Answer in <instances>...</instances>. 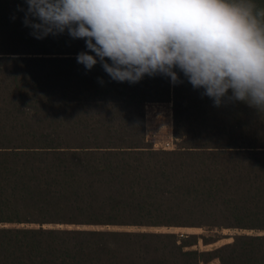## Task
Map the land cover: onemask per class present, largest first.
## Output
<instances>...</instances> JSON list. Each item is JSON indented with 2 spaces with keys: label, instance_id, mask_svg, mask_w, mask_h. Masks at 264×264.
<instances>
[{
  "label": "trees",
  "instance_id": "16d2710c",
  "mask_svg": "<svg viewBox=\"0 0 264 264\" xmlns=\"http://www.w3.org/2000/svg\"><path fill=\"white\" fill-rule=\"evenodd\" d=\"M27 7L0 0V264H264V233L200 249L220 236L112 228L264 230V112L215 106L183 73L86 70L85 41L35 38ZM153 101L172 102L174 148L146 139Z\"/></svg>",
  "mask_w": 264,
  "mask_h": 264
},
{
  "label": "clouds",
  "instance_id": "9594fccd",
  "mask_svg": "<svg viewBox=\"0 0 264 264\" xmlns=\"http://www.w3.org/2000/svg\"><path fill=\"white\" fill-rule=\"evenodd\" d=\"M24 19L43 39H83L77 63L98 62L112 80L169 77L220 106L243 101L264 112V4L259 0H25ZM101 82H103L101 80Z\"/></svg>",
  "mask_w": 264,
  "mask_h": 264
},
{
  "label": "rangeland",
  "instance_id": "374dc122",
  "mask_svg": "<svg viewBox=\"0 0 264 264\" xmlns=\"http://www.w3.org/2000/svg\"><path fill=\"white\" fill-rule=\"evenodd\" d=\"M145 136L146 139L155 148L171 149L176 145L177 140L173 135V113L172 102H147L145 104ZM111 227V226H109ZM112 228H126V229H152V230H170L179 233H198L206 237H217V240L204 243L202 238H199L198 243L195 245L200 249H211L224 242L232 240V234L237 231L248 233H264V230L256 229H236V228H208L205 226H112ZM217 258L209 261H201L200 264H216Z\"/></svg>",
  "mask_w": 264,
  "mask_h": 264
}]
</instances>
